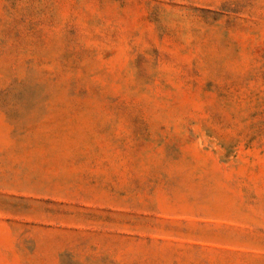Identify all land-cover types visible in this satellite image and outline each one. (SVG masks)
Segmentation results:
<instances>
[{"label":"rangeland","instance_id":"rangeland-1","mask_svg":"<svg viewBox=\"0 0 264 264\" xmlns=\"http://www.w3.org/2000/svg\"><path fill=\"white\" fill-rule=\"evenodd\" d=\"M0 264H264V0H0Z\"/></svg>","mask_w":264,"mask_h":264}]
</instances>
